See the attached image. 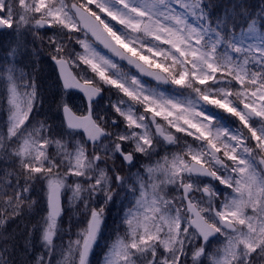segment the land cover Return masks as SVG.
<instances>
[{
	"label": "snow or ice",
	"instance_id": "1",
	"mask_svg": "<svg viewBox=\"0 0 264 264\" xmlns=\"http://www.w3.org/2000/svg\"><path fill=\"white\" fill-rule=\"evenodd\" d=\"M5 30L0 264H92L112 206L100 264H264V0H0Z\"/></svg>",
	"mask_w": 264,
	"mask_h": 264
},
{
	"label": "trees",
	"instance_id": "2",
	"mask_svg": "<svg viewBox=\"0 0 264 264\" xmlns=\"http://www.w3.org/2000/svg\"><path fill=\"white\" fill-rule=\"evenodd\" d=\"M10 32L8 30L4 32H0V45L6 44V42L10 38ZM37 47L40 45L37 43ZM38 75H39V84L41 88L42 95L44 97V111L49 112V114L57 116V123H59V119H61L60 113H56L54 97L57 96V87H56V75L51 67L47 56V49H44L39 53V63H38ZM50 78H53V85L55 86V90H51L50 86ZM107 93V92H105ZM3 117V120L6 119V113L0 111V118ZM36 217H33V222H35ZM107 223L108 227L104 231V236L99 241V247L95 250V255L91 257L92 264H100V260L102 258V253L105 250V243L108 242L110 238L113 237L116 228V216L107 214ZM9 230L13 228L12 224L8 225Z\"/></svg>",
	"mask_w": 264,
	"mask_h": 264
},
{
	"label": "rangeland",
	"instance_id": "3",
	"mask_svg": "<svg viewBox=\"0 0 264 264\" xmlns=\"http://www.w3.org/2000/svg\"><path fill=\"white\" fill-rule=\"evenodd\" d=\"M50 86H51V90H55L56 89L55 86L53 85V78H50ZM108 95L109 94L107 93L105 97L107 98ZM72 100L75 101V103L77 105H79V103H80L79 97L73 96ZM229 119H231V118L229 117ZM3 121H4L3 118H0V123H2ZM226 123H227V121H226ZM172 151H175V149H172ZM161 155H163V153H161ZM153 159H156V158L154 157ZM133 171H135V169H133ZM65 202H66V198H65ZM113 211H116V214H117L118 209H116L115 206H112V207H110L108 212H113ZM64 221L65 222L61 225V227L67 228V216L64 217ZM73 231H75V229H73ZM114 238H115V233H114L113 237L108 240V243H110V241L112 239H114ZM67 239H68V237L65 236L64 240L67 241ZM58 243H59V241H58ZM102 256H103V253H102Z\"/></svg>",
	"mask_w": 264,
	"mask_h": 264
},
{
	"label": "bare ground",
	"instance_id": "4",
	"mask_svg": "<svg viewBox=\"0 0 264 264\" xmlns=\"http://www.w3.org/2000/svg\"><path fill=\"white\" fill-rule=\"evenodd\" d=\"M5 120V119H4Z\"/></svg>",
	"mask_w": 264,
	"mask_h": 264
}]
</instances>
